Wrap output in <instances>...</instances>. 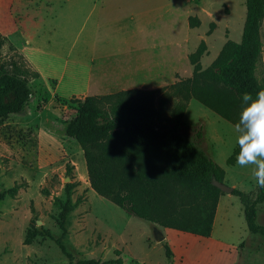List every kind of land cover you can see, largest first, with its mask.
Here are the masks:
<instances>
[{
    "label": "rangeland",
    "instance_id": "obj_1",
    "mask_svg": "<svg viewBox=\"0 0 264 264\" xmlns=\"http://www.w3.org/2000/svg\"><path fill=\"white\" fill-rule=\"evenodd\" d=\"M245 1L18 0L23 13L16 20H24L23 33L37 50L30 57L45 70L48 81L29 77L32 95L25 112L0 119V192L24 185L13 198L0 201V264H68L80 259H96L99 264H114L115 259L121 264H264V239L246 230L237 197H219L208 238L172 230L165 231L166 238H155L153 224L127 216L90 189L82 150L63 134L65 123L75 115V101L89 96L80 93L79 80L89 61L94 59V69L102 65L109 71L118 65L131 70L146 57L145 49H128L137 36L143 46H151L148 58L165 56L178 71L151 90L168 87L190 76L191 66L184 58L200 41L205 44L201 69L226 41H239ZM188 17L196 18L198 25L189 28ZM259 40L258 80L264 79V11ZM11 50L18 53L11 42L3 41L0 64L20 62ZM23 66L33 70L26 60ZM53 80L59 83L57 90ZM174 103L165 107L162 119L169 118ZM179 130L194 140L199 133L197 145L223 171L222 184L253 201L259 187L254 166L241 167L237 158L226 163L238 146L231 124L190 99ZM66 183L74 184L68 195ZM66 197L71 210L62 232L57 220ZM30 207L34 227L47 235L23 245ZM254 209L255 223L264 227V201ZM57 240L70 259L60 252ZM164 247L171 252L168 259Z\"/></svg>",
    "mask_w": 264,
    "mask_h": 264
},
{
    "label": "trees",
    "instance_id": "obj_2",
    "mask_svg": "<svg viewBox=\"0 0 264 264\" xmlns=\"http://www.w3.org/2000/svg\"><path fill=\"white\" fill-rule=\"evenodd\" d=\"M264 0H246L245 18L239 42L226 41L205 69L199 58L205 51L200 41L187 55L191 76L165 88L146 91L129 89L101 96H86L76 100L75 115L64 127L65 137L74 140L86 167L90 189L112 203L128 216L139 218L161 228L208 238L219 197L222 195L212 182L222 183L223 171L195 144L178 131L186 105L197 101L233 127L239 121L243 107L241 96L264 89V79L258 80L255 69L260 61L259 28ZM189 28L198 21L188 17ZM5 39L0 38V48ZM20 62L0 64V119L21 115L32 95L29 77L38 74L23 66L24 59L11 50ZM175 101L167 120L161 114ZM232 151L226 163L231 165L239 154ZM67 176L70 174L66 169ZM24 185L14 184L0 192V201L13 198ZM73 183H66L69 194ZM231 195L238 198L246 230L264 239V227L255 223L254 206L264 201V188L250 201L239 190ZM71 210L69 199L61 205L58 227L64 231L66 215ZM22 244L29 245L37 235H47L34 227V211ZM60 252L67 258L60 241ZM168 259L171 252L163 250ZM121 264L120 259L112 261ZM68 264H99L96 259H80Z\"/></svg>",
    "mask_w": 264,
    "mask_h": 264
},
{
    "label": "crops",
    "instance_id": "obj_3",
    "mask_svg": "<svg viewBox=\"0 0 264 264\" xmlns=\"http://www.w3.org/2000/svg\"><path fill=\"white\" fill-rule=\"evenodd\" d=\"M20 9L21 8L19 6L18 0H0V38H3L11 42L14 48L17 49L18 53L24 58V60H26V62L31 66V68L39 75V78L42 80V82L46 83V81H48L46 78L48 74L45 72L44 69L39 68V66L30 57L32 53L34 52L37 53V50L35 48L36 45L35 44L31 45L29 40H27V38L25 37L23 33L24 20H20V21L16 20V17L21 16V13H23V11H21ZM134 39L135 40L131 41V43L129 44L128 49L141 50V51L145 49L146 51L145 59L140 61L139 64L133 65V68L128 71L122 70V69L120 70L118 68V65H116V68L109 69V71L107 68H105L106 66H102V65L94 69L93 64H92L94 62V59L89 61L88 65H86L84 68H81V76L79 77V80L82 81L80 93H83L89 96H101V95L113 94V93L123 91V90H129V89H140V90L151 91V89L156 87L159 82L172 78V74L174 72H178L172 66L173 63L170 61V59L166 58L165 56L148 58L147 54L151 46L149 45L143 46L142 41H139L137 36ZM185 59L187 61V64H189L187 60V56L186 58H184V60ZM65 61L63 62L64 67L67 64ZM176 61L178 60L176 59ZM57 81L61 82L60 75H59V80ZM55 84L57 85L56 86V90H57L59 83L53 80V85L55 86ZM182 118H181V123L178 126L179 132H180L179 128L182 125ZM184 135L190 141H192L197 148H199L196 142L200 138L199 133H196L197 136L195 140L189 138L186 134ZM199 149L201 150V148ZM218 204L219 202H217L216 209L218 207ZM213 221H214V218H213ZM212 225H213V222H212ZM153 226H154L153 233L155 235V238L156 237L158 238V236H160L161 239L163 237L166 238L165 231L168 229L161 228L155 224H153ZM211 233H212V230H211Z\"/></svg>",
    "mask_w": 264,
    "mask_h": 264
},
{
    "label": "clouds",
    "instance_id": "obj_4",
    "mask_svg": "<svg viewBox=\"0 0 264 264\" xmlns=\"http://www.w3.org/2000/svg\"><path fill=\"white\" fill-rule=\"evenodd\" d=\"M241 101L239 121L234 125L240 149L236 162L241 167L254 166L253 177L264 188V89L255 98L250 92L243 93Z\"/></svg>",
    "mask_w": 264,
    "mask_h": 264
},
{
    "label": "water",
    "instance_id": "obj_5",
    "mask_svg": "<svg viewBox=\"0 0 264 264\" xmlns=\"http://www.w3.org/2000/svg\"><path fill=\"white\" fill-rule=\"evenodd\" d=\"M212 184L220 190L222 193L231 194V191L233 190L231 187H228L222 183H218L216 181H213Z\"/></svg>",
    "mask_w": 264,
    "mask_h": 264
}]
</instances>
